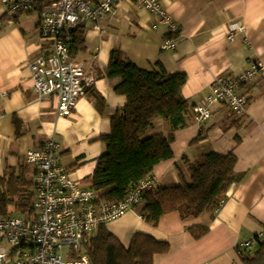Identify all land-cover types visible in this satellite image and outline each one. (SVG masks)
<instances>
[{"label":"crops","instance_id":"crops-1","mask_svg":"<svg viewBox=\"0 0 264 264\" xmlns=\"http://www.w3.org/2000/svg\"><path fill=\"white\" fill-rule=\"evenodd\" d=\"M159 2L178 28L171 51L161 50L164 27L152 29L150 13L128 2L100 22L99 30L85 24V51L75 59L91 67L94 82L74 114L62 119L56 115L53 97H38L27 69L47 46L39 39L38 11L34 8L8 19L0 2V179L6 180L12 172L17 176L25 167L32 182L33 170L25 163V154L47 140L62 146L61 164L75 180L82 182L91 176L104 152L98 138L110 131L102 109L125 104V97L113 92L104 75L110 53L120 50L142 70L151 71L159 64L169 74L186 76L182 94L191 107L184 126L172 133L173 158L153 169L157 188L178 183L179 170L185 173L183 156L193 161L207 152L234 154V171L243 178L229 188L216 213L182 220L175 211L153 225L140 216L143 199L133 211L106 223L105 228L126 248L136 234L167 243L168 252L155 255L153 264H244L239 246L264 229V83L257 80L239 87L238 92L248 101L243 113H233L226 105L215 106L211 121L202 128L194 121L192 107L203 102L215 77H237L253 64L264 62V0ZM233 22L242 26V32L230 43L226 29ZM91 92L102 99V106L94 103ZM152 124L145 136L170 131L163 119L156 118ZM200 134L205 137L193 142ZM0 192H4L1 186ZM197 226L208 228L199 239L189 231ZM257 247L243 254L252 257Z\"/></svg>","mask_w":264,"mask_h":264},{"label":"built area","instance_id":"built-area-1","mask_svg":"<svg viewBox=\"0 0 264 264\" xmlns=\"http://www.w3.org/2000/svg\"><path fill=\"white\" fill-rule=\"evenodd\" d=\"M38 1L0 0L8 19L32 11ZM123 2L148 11L154 19L152 29L164 27L161 50L175 48L178 28L159 0H54L37 13L39 39L47 46L27 64V69L38 97L56 100L59 118L74 114L77 103L86 97L94 82L91 67L70 55L74 29L90 23L99 30V23L113 16ZM241 32L239 24H228V41L235 43ZM257 80L264 83V62L253 64L237 77H215L203 102L192 107L199 128L211 121L215 106L226 105L233 113H243L248 101L238 89ZM62 151L59 143L47 140L26 152L25 163L33 170L32 205L24 213L0 216V264H92L87 251L98 228L133 211L146 193L157 189L151 174L131 186L122 200H101L89 184L75 180L61 164ZM263 240L264 229L241 243L242 258L245 250Z\"/></svg>","mask_w":264,"mask_h":264},{"label":"trees","instance_id":"trees-1","mask_svg":"<svg viewBox=\"0 0 264 264\" xmlns=\"http://www.w3.org/2000/svg\"><path fill=\"white\" fill-rule=\"evenodd\" d=\"M51 1L54 0H39L34 8L39 12ZM85 34V25L74 29L71 57L85 51ZM156 67L151 71L142 70L125 58L122 51L110 53L104 75L113 92L125 97V104L121 108L102 109L109 119L110 131L98 138L104 152L97 158L91 176L84 181L101 200H122L131 186L150 176L158 164L173 158L172 133L184 126L185 115L191 107L182 94L186 76L169 74L159 64ZM91 94L94 103L102 106V99L94 92ZM156 118L168 123L169 133L145 136ZM204 137L200 134L193 142ZM182 161L185 173L179 170L176 185L144 195L145 206L140 216L145 221L156 225L162 216L175 211L182 220L213 212L229 188L243 178L234 171L236 157L232 153L222 156L207 152L193 161L183 156ZM28 173L23 167L17 176L12 172L6 180L0 179V186L4 188L0 192V216L6 215L10 206L20 213L31 208L33 185L27 178ZM189 231L199 239L208 228L197 226ZM257 248L252 257L243 258L244 264H264V240ZM168 250L167 243L144 234L134 235L126 248L101 225L87 253L92 264H153L155 255L166 254Z\"/></svg>","mask_w":264,"mask_h":264},{"label":"rangeland","instance_id":"rangeland-1","mask_svg":"<svg viewBox=\"0 0 264 264\" xmlns=\"http://www.w3.org/2000/svg\"><path fill=\"white\" fill-rule=\"evenodd\" d=\"M161 119V118H160ZM162 120V119H161ZM147 133L148 132H146V134L145 135H147ZM13 206H10V207H8V213H10V212H13ZM17 213H19L20 214V212H17Z\"/></svg>","mask_w":264,"mask_h":264}]
</instances>
